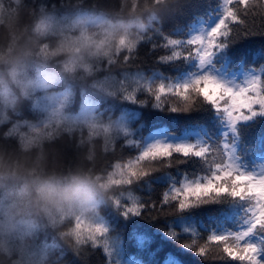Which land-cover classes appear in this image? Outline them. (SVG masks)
I'll use <instances>...</instances> for the list:
<instances>
[{
	"label": "trees",
	"instance_id": "obj_1",
	"mask_svg": "<svg viewBox=\"0 0 264 264\" xmlns=\"http://www.w3.org/2000/svg\"><path fill=\"white\" fill-rule=\"evenodd\" d=\"M220 0H169V5L149 21L145 39L141 40L124 62L122 52L119 63L103 64L93 71V79L107 82V91H100L76 79H61L51 88L37 90L33 98L21 104L14 116L19 130L26 132L28 125H42L40 99L47 91L68 90L64 109L79 112L86 103L95 105L97 121L115 128L112 145L103 152L96 165L97 175L106 178L112 166L135 159L144 148L146 138L159 129L167 136L185 137L189 144H209L218 147L222 134L219 117L211 106L201 104L172 111L178 106L174 97L157 100L149 89L157 85L174 86L188 75L192 59L184 57L162 60L171 54L164 48L165 37L179 41L177 51L187 50V41L192 27L217 16ZM35 11L53 14V18L67 19L62 0H25ZM84 7L113 10L119 0H83ZM245 25H233L239 33L254 31L264 33V11L255 8L242 16ZM213 64L233 74L243 73L241 65L255 67L264 65V35L241 36L229 47L212 57ZM123 86V88L121 87ZM130 94L133 98H126ZM126 118V131L115 127V122ZM8 125L0 126V144L15 148L17 137H5ZM82 125L72 138L64 135L55 141L63 163L70 167L77 163L81 150L76 146V137L85 132ZM221 130V129H220ZM233 135V137H232ZM229 138L237 146L238 154L246 161L264 158V145L258 137L264 135V118L254 128L238 126ZM143 146V147H142ZM206 166L196 157L173 154L170 160H161L149 167L147 175L139 177L129 186H113L112 199L119 198L120 206L111 201L98 209L97 215L105 223L109 251L102 246H84L83 255L74 254L63 245L56 231L43 227L35 232L36 242L57 256V264H237L226 260L222 253L209 245L206 256L197 255L194 249L204 246L207 236L234 230L242 215L237 204L216 202L193 204L183 209L178 201H164L166 192L180 187L185 180L202 175ZM143 207H140V206ZM135 207L138 214L127 209ZM74 226V222L73 225ZM193 247H186L185 245Z\"/></svg>",
	"mask_w": 264,
	"mask_h": 264
},
{
	"label": "clouds",
	"instance_id": "obj_2",
	"mask_svg": "<svg viewBox=\"0 0 264 264\" xmlns=\"http://www.w3.org/2000/svg\"><path fill=\"white\" fill-rule=\"evenodd\" d=\"M129 3L119 0L109 11L84 7L83 0H62L61 15L67 19H60L35 11L25 0H0V126L8 125L5 137H17L15 148L0 144V264H57V256L36 242L35 232L43 227L55 230L77 254L73 222L95 220L100 206L112 199L111 189L96 173L109 147L104 135H89L85 121L66 116L59 103L42 125L30 124L26 132L19 130L14 116L37 90L61 79L107 91L106 81L91 78L96 67L108 64L104 52L110 45L114 51L121 38L134 50L169 0H139L135 12ZM101 40L106 43L98 51L94 42ZM82 125L87 134L76 137L78 162L66 167L55 141L66 134L71 139Z\"/></svg>",
	"mask_w": 264,
	"mask_h": 264
},
{
	"label": "snow or ice",
	"instance_id": "obj_3",
	"mask_svg": "<svg viewBox=\"0 0 264 264\" xmlns=\"http://www.w3.org/2000/svg\"><path fill=\"white\" fill-rule=\"evenodd\" d=\"M128 6L135 12L139 0H130ZM217 7L218 19L214 25L192 36L186 42L188 45L186 51L176 50L179 41L164 38L166 43L163 47L171 48L172 51L170 55L162 56L160 59L182 56L195 60L198 74L193 75L187 82L174 86L157 85L154 90L149 91L157 100L163 97L176 98L178 106L173 107L172 111L179 110L180 106L187 109L189 106L195 108L206 104L222 118L229 131L240 125L254 128L256 122L264 118V65L259 69L241 65L245 70L239 77L231 80L219 78L199 69L209 64L217 52L229 47L241 36L264 35L251 30L238 33L233 28V25H245L242 16L249 15L255 8L264 11V0H220ZM138 27L144 28V25ZM94 43L99 51L104 48L106 41ZM133 48L134 45L124 38L116 42L114 51L110 45L104 52V55L109 57L108 65L119 63L118 58L122 52L128 53L123 56L124 62H127ZM84 69L91 71L88 65H85ZM126 98L133 97L127 94ZM84 123L89 135L102 134L108 139L109 146L112 145L114 126L94 119L85 120ZM43 127L48 129L50 124L46 122ZM34 131L39 133L41 129L37 128ZM258 140L264 145V135H260ZM174 153L185 158L196 157L206 168L202 175L185 180L180 187H174L170 192H166L165 202L178 201L181 209L193 204L224 202L239 205L242 213L234 230L209 234L205 245L194 249L195 253L205 257L207 248L211 245L222 253L220 258L237 264H264V162L251 167L241 162L234 154L227 134L222 137L218 147L200 143L153 144L141 151L135 159L124 164H114L106 178L101 176L98 178L103 179L106 187L110 189H113V186H129L135 179L147 175L151 165L161 160H170ZM110 201L114 206H120L119 198ZM129 211L138 214L135 207L127 209L125 214ZM106 233V227L97 219H77L71 232V238L78 246L77 255H83L86 245H90L91 248L102 246L107 253L109 248ZM185 246L193 247L188 244Z\"/></svg>",
	"mask_w": 264,
	"mask_h": 264
},
{
	"label": "rangeland",
	"instance_id": "obj_4",
	"mask_svg": "<svg viewBox=\"0 0 264 264\" xmlns=\"http://www.w3.org/2000/svg\"><path fill=\"white\" fill-rule=\"evenodd\" d=\"M218 19V16H215L214 18L210 19L207 22H202L197 24L196 26L192 27L190 32H189V39L198 34L201 33L203 31H205L206 29L210 28L211 26L214 25V23L216 22V20ZM188 71V75L186 77H184L181 81V83L187 82L193 75L198 74V66L195 60H191V65L189 67ZM199 71H207L219 78L222 79H227V80H231L236 78L237 76L239 77L240 74H233L231 72H227L223 69L217 68L213 62H212V58L209 64L205 65L202 69H199ZM45 90V89H44ZM68 90H62V91H47L44 93V95L41 97L40 101V106L42 109V124L47 120L48 117V113L49 110L53 107L56 106L57 103L60 104L61 106V110L62 112L69 117H73L76 118L78 120H88V119H94L97 121V114L95 113V105L90 103H86V105H84L79 112L76 113H70L68 111H66L64 109V105L67 101V95H68ZM219 117V124H220V129L218 130V133L222 134V137H224L227 134L228 137V142L232 145L233 147V152L234 154L239 158V160L243 163L248 164L250 167L253 165H259L260 163L264 162V158L261 161L258 160H249L246 161L245 159L241 158V156L238 154L237 151V146H235V144L233 142L229 141V138L231 137L233 131H229V129L227 128V126L223 123L222 118L218 115ZM115 127H118L119 130L121 131H126L127 129V124H126V118L125 117H120L116 122H115ZM233 137V135H232ZM222 139V138H221ZM189 144L187 139L184 137H180V136H167L164 134V132H162L159 129H155L154 131L151 132V134H149L146 138V142L144 143L145 145L144 148H142V151L145 150L146 148L152 146L153 144ZM142 146V147H143ZM215 147V146H214ZM96 219L101 222L104 226L105 223L103 222V220L97 215ZM132 264H141L140 262H133Z\"/></svg>",
	"mask_w": 264,
	"mask_h": 264
}]
</instances>
